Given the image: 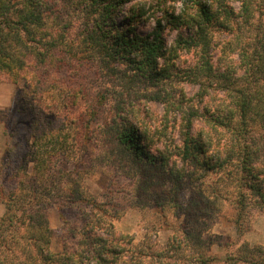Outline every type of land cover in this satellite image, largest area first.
Instances as JSON below:
<instances>
[{"label": "clouds", "instance_id": "clouds-1", "mask_svg": "<svg viewBox=\"0 0 264 264\" xmlns=\"http://www.w3.org/2000/svg\"><path fill=\"white\" fill-rule=\"evenodd\" d=\"M0 264H264V0H0Z\"/></svg>", "mask_w": 264, "mask_h": 264}]
</instances>
